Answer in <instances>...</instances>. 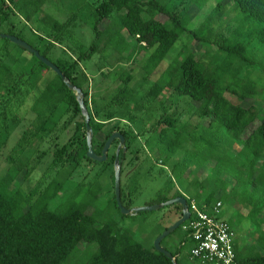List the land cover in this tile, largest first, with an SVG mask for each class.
<instances>
[{
  "label": "trees",
  "instance_id": "1",
  "mask_svg": "<svg viewBox=\"0 0 264 264\" xmlns=\"http://www.w3.org/2000/svg\"><path fill=\"white\" fill-rule=\"evenodd\" d=\"M207 1L199 0L200 7L202 8ZM231 1L238 9V14H241L238 18V27L224 42H216L217 54L210 62L198 59L192 52L178 56L162 72L161 82L141 95L135 93L129 84L133 79L132 74H124L125 85L111 103L115 106L120 105L119 114L123 115L124 110L137 113L143 110L139 105L146 97L149 106L145 113L152 117L158 112L156 106L162 109L165 101H168L173 93L199 103L201 118L209 119L207 125L192 127L188 124L179 128L176 126L177 118L167 113L162 114L159 121L152 126L153 133H158L159 136V144L162 148L161 161L166 164L188 138L194 141L199 151H205L212 156L220 146V140H217L220 134L233 140L235 147L236 143L239 145L247 128L256 121H261L243 140L238 152L234 153V149L231 148L218 164L209 168L203 179L195 178L185 188V192L178 190L174 195V198L185 197L189 204V199L194 198L205 210H210L217 201H222L223 217L233 228L230 220L226 218L228 202L235 201V204L247 206V219H256L264 210V187L261 190L258 188V193L255 181L252 179L253 173L259 167L264 171V108L259 110L256 106L245 107L240 104L246 99L264 100V89L257 86L256 80L243 74L253 64L248 54L251 41L257 39L264 42V0ZM38 6L41 5L35 0H0V33L15 35L28 42L56 64L74 85L82 89L94 133L93 148L99 155L108 138L115 132L125 137L127 150L140 151V149L134 148L133 144L137 136L133 135L131 128H127L122 117L104 115L103 123L96 120L90 107V79L79 66V62L90 59L96 53L108 48L131 59L137 48L139 52L148 54L144 64L146 73L144 78L147 79L166 59L185 32H190L198 41L208 42L205 36L213 26L212 21L216 13L220 14L221 10V5L218 4L209 14L203 24L205 36H201L198 31L189 30L188 22L179 17L175 11L167 9L160 0H97L93 25L95 38L88 51L81 52L77 58H73L68 52L74 50L68 38L73 33L79 11L72 12L65 21L48 16L46 19L49 21L51 32L49 36L32 30L27 36L29 23L36 16L34 9ZM115 14L119 16L120 27L117 29L106 27L101 30L100 25L104 20L111 19ZM159 15L162 19L157 18ZM245 28H247L246 32H244ZM122 30H126L127 35L136 40L134 49H130L128 37ZM0 42V126L8 129V123L13 117V109L19 110L24 107L31 94L38 90L40 76L37 68L49 70L54 74V79L40 90L31 109L37 117L42 118L38 129L42 138L50 136L53 131L74 127V133L63 150L68 166L59 173L66 172L71 176V171L85 161L100 165L105 163L111 168L110 178L115 189V150L120 140L116 139L113 142L115 149L113 154L110 151L107 161L100 163L88 158L86 123L75 92L34 54L9 39L0 37ZM62 43H66V46L61 45ZM8 44L33 56L37 60L36 66L29 71L13 70L7 63V55L10 51ZM56 48H60L63 58L52 56ZM173 106V102L169 104L170 108ZM64 115H68L67 121L62 123L61 128L56 129ZM114 120L117 122L111 123ZM192 130L198 132V135L190 136ZM7 133L8 130L5 137L8 136ZM80 133L82 139L74 143V139ZM100 135L103 138H100ZM6 141L7 139L3 143ZM61 153L58 152L56 157L60 158ZM195 160L199 161L200 158L197 157ZM236 165L238 171L235 169ZM245 168L248 174L246 178L240 170ZM224 175L235 178L236 181L231 184ZM61 188L62 185L54 179L29 208L26 205L30 200L28 201V196L21 191H0V264H68L83 242L97 244L96 251L83 264H174L154 246L146 247L133 232L123 230L120 220L113 217L100 222L102 213L97 211L89 213L88 207L97 198L95 193L97 188H93V192L85 201H77L71 196L52 208L51 200L57 196ZM131 198L132 194L123 190L121 186V199L125 207L131 208ZM127 200L128 203L125 204ZM112 206L118 210L121 217H125L118 207L115 193ZM179 206L182 215V206ZM255 229L259 231V226L257 225ZM259 233L258 241L249 246L236 238L235 264H264V231ZM171 236L172 234L162 241V246L175 256L176 261L179 264H198L191 259L190 240L185 236L178 244L169 247L168 240Z\"/></svg>",
  "mask_w": 264,
  "mask_h": 264
},
{
  "label": "rangeland",
  "instance_id": "2",
  "mask_svg": "<svg viewBox=\"0 0 264 264\" xmlns=\"http://www.w3.org/2000/svg\"><path fill=\"white\" fill-rule=\"evenodd\" d=\"M35 1L41 6L34 9L36 16L29 23L27 36H29L31 30L41 35L49 36L51 32L49 21L46 19L48 16L65 21L72 12L79 11L73 33L68 38L69 44L74 50L68 52L73 58H77L81 52L89 50L90 44L95 38L93 25L97 0ZM160 1L166 5L167 9L175 11L179 17L187 21L189 30L198 31L201 36H205L203 24L206 18L220 4V14L219 12L216 13L215 19L212 21L213 26L205 36L209 41L203 43L198 41L190 32H185L176 42L166 59L147 79L144 78V75H146L144 64L148 54L146 55L143 51L139 52L137 48H135V54H133L134 56L131 59L127 58L126 55L122 56L118 51H113L112 48H108L96 53L90 59L79 62V66L90 79V107L96 120L103 123L104 115H115L117 116L116 118L122 117L123 122L127 124V128H131L133 135L137 136V140L133 144L134 148L138 149L139 147L142 153V160H146V163L143 162L137 170L129 171L121 176L123 190L132 194L131 208L147 206L150 203L153 205L165 202L163 201L164 199H173L178 190L185 192V188L190 182L194 181L195 178L203 179L207 175L209 168L218 164L219 160L227 155L226 153L231 148L234 149V153L238 152L243 140L261 122L258 120L248 127L242 140L239 141V145L235 142V147L233 140L220 134L217 138V140H220V146L212 156L205 151H199L198 147L194 145V141L188 138L166 164L161 161L162 148L159 144V136L157 135L158 133H153L152 126L156 121H159L162 114L166 115L167 113L177 118L176 126L179 128H183L188 124H191L192 127L207 125L209 119L201 118L199 103L181 98L178 94L173 93L168 98V101H165L162 109L154 105L158 111H155V117L145 113L147 106H149L146 97L140 102L139 106L143 107L140 112L124 110L123 115L119 114L118 108H120V105L115 106L111 101L125 85L124 74H132L133 79L129 84L135 93L145 94L149 88L161 82L162 72L178 56L192 52L198 59L210 62L217 54L216 42H224L228 37L232 36L238 27V18L241 14H238L239 11L231 0H208L202 8L199 0ZM201 1L203 2V0ZM118 18L119 16L115 14L111 19L104 20L100 25L101 30L106 27L108 29L119 28ZM157 18L162 19L160 15ZM246 31L247 28L244 29V32ZM122 32L127 35L126 30H122ZM127 37L132 50L136 45V40L128 35ZM65 44L62 43L61 45L66 46ZM7 47L10 50L7 55V63L13 70L17 72L29 71L33 66H36L37 60L33 56L13 47L11 44H8ZM248 49V54L253 64L243 74L249 75L258 82L257 86L259 88L264 89V42L254 39ZM52 56L54 58L64 57L60 48H56ZM37 70L38 76H40L38 90L31 94L24 107L19 110L13 109V117L8 123V129H3V126H0V191H21L28 196V201L30 200L27 203L28 205H26L29 208L38 195L55 179L57 183L59 182L62 185L57 196L51 200V207L55 208L71 196L76 198L77 201H85L93 192V188H97V191H95L97 198L88 207V212L97 211L102 213L99 219L100 222L113 217L120 220L123 230H130L146 247L152 248L156 238L181 217L180 204L169 205L155 211H145L138 215L121 217L118 210L112 206L115 189L110 178L111 168H108L105 163L100 165L85 161L71 171V176H68L66 172L59 173L61 170L67 169L68 166L63 150L70 136L74 133V127L63 131L59 129L53 131V134L48 137H41L38 129L42 118L37 117L31 107L40 90L44 89L54 79V74L42 67L37 68ZM228 97L230 98V95ZM172 102L174 106L170 108L169 104ZM240 104L245 107L256 106L259 110L264 108V100L262 98L255 100L246 99ZM67 117L68 115H64L56 129L62 127V123L67 121ZM115 122L117 120L111 123ZM6 130H8L7 137H5ZM197 133L192 130L190 136H197ZM100 138L103 137L101 136ZM6 139V143H3ZM81 139L82 133L73 142L77 143ZM114 147L115 145L112 144L110 148L111 154H113ZM58 152H63L60 158L56 157ZM197 157L200 158L199 161L195 160ZM184 162L185 165H183ZM237 167L236 165V171H238ZM240 170L246 178L248 175L246 168L245 170ZM179 175H181L180 178ZM224 177L231 184L236 181L235 178L230 176L224 175ZM252 179L255 181L257 189L260 188L261 190L264 187V171H261L260 167L253 173ZM93 197L95 198V195ZM127 203L128 200L125 204ZM235 203V201L234 203L228 202L226 218L230 220L237 232L238 239L249 246L258 241L259 231H264V210L256 219H247L248 207ZM260 223H262V227H260ZM256 224L259 226V231L255 229L257 227ZM185 235L186 233L179 227L169 238V247L178 244ZM96 249L97 244L95 243H81L68 264H83Z\"/></svg>",
  "mask_w": 264,
  "mask_h": 264
},
{
  "label": "water",
  "instance_id": "3",
  "mask_svg": "<svg viewBox=\"0 0 264 264\" xmlns=\"http://www.w3.org/2000/svg\"><path fill=\"white\" fill-rule=\"evenodd\" d=\"M0 37L4 38V39H9L12 43H14L18 46H21L25 50L34 54L41 62H43L45 65H47L49 68H51L57 75H59L70 90L75 92L76 99L79 103L82 115L84 116L85 123H86V138H87V145H88L87 157L88 158H90L93 161L100 162V163L106 161V159L108 157V152H109L113 142L116 139L120 140V143H119L118 148H117V157H116L115 163H114V173H115L114 186H115L116 201H117L118 207L120 208L123 215H138L141 212L155 211V210H159V209H162L166 206L173 205V204H180L182 206L181 217L178 220H176L173 224H171L169 227H167L156 238L155 244H154V247L157 251L165 254L169 259H171L174 262V264H179L176 261L175 256H173V254L169 250L165 249L162 246V241L166 237H168L169 235L173 234L183 223H185L190 218L191 213L189 210V205H188L187 199L185 197L178 196V197H175L171 200L161 202V203H157V204H153V205L134 207V208L125 207L123 205L122 199H121V174H122L121 169H122V165H121V161L119 159L120 150L123 149V151H125L127 149L125 137L121 133L115 132L106 141V143L103 147V150H102V154L99 155V154L95 153L94 148H93V144H92V140L94 137L93 128L91 127V124H90V115H89L87 105L85 103L84 93H83L82 89L77 87L76 85H74L72 83V81L69 79V77H67L64 74V72L56 64H54L47 57L43 56L37 49L32 47L25 40L15 36V35L5 34V33H0Z\"/></svg>",
  "mask_w": 264,
  "mask_h": 264
},
{
  "label": "built area",
  "instance_id": "4",
  "mask_svg": "<svg viewBox=\"0 0 264 264\" xmlns=\"http://www.w3.org/2000/svg\"><path fill=\"white\" fill-rule=\"evenodd\" d=\"M190 218L181 225L190 240L191 259L198 264H235L237 232L223 217V202L217 201L210 210L203 209L190 198Z\"/></svg>",
  "mask_w": 264,
  "mask_h": 264
},
{
  "label": "flooded vegetation",
  "instance_id": "5",
  "mask_svg": "<svg viewBox=\"0 0 264 264\" xmlns=\"http://www.w3.org/2000/svg\"><path fill=\"white\" fill-rule=\"evenodd\" d=\"M117 148H118V146H117ZM117 148L115 150L116 157H117ZM101 154H102V152H101ZM109 157H110V150L108 152V157H107L106 161L108 160ZM139 158H141V160H142L141 150L139 151V150H127L126 149L125 151H123V149H121L119 152V159H120L121 165H122L121 176L123 174L125 175L129 171L133 172V171L137 170L142 165L143 162L146 163V160L143 159V161H141Z\"/></svg>",
  "mask_w": 264,
  "mask_h": 264
}]
</instances>
